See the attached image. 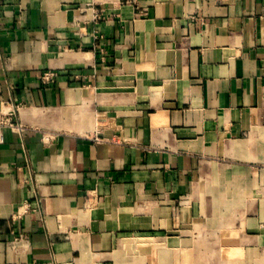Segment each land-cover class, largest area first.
I'll return each mask as SVG.
<instances>
[{
	"label": "crops",
	"instance_id": "1",
	"mask_svg": "<svg viewBox=\"0 0 264 264\" xmlns=\"http://www.w3.org/2000/svg\"><path fill=\"white\" fill-rule=\"evenodd\" d=\"M0 264H264V0H0Z\"/></svg>",
	"mask_w": 264,
	"mask_h": 264
},
{
	"label": "built area",
	"instance_id": "2",
	"mask_svg": "<svg viewBox=\"0 0 264 264\" xmlns=\"http://www.w3.org/2000/svg\"><path fill=\"white\" fill-rule=\"evenodd\" d=\"M123 1L126 3L136 4L139 0H123ZM55 76H56V73L54 71L47 70V71L42 72L41 80L44 83H51L55 80Z\"/></svg>",
	"mask_w": 264,
	"mask_h": 264
}]
</instances>
